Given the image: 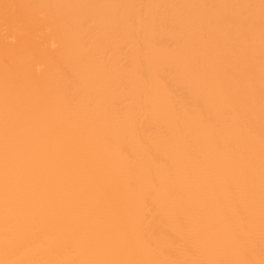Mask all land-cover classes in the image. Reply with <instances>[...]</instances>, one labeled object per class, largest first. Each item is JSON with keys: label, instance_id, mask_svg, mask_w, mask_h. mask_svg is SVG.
<instances>
[{"label": "bare ground", "instance_id": "1", "mask_svg": "<svg viewBox=\"0 0 264 264\" xmlns=\"http://www.w3.org/2000/svg\"><path fill=\"white\" fill-rule=\"evenodd\" d=\"M0 264H264V0H0Z\"/></svg>", "mask_w": 264, "mask_h": 264}]
</instances>
